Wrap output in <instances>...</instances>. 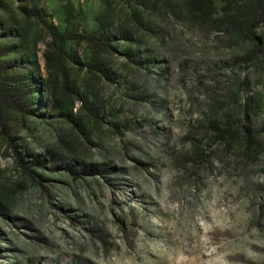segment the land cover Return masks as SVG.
<instances>
[{
  "label": "rangeland",
  "instance_id": "obj_1",
  "mask_svg": "<svg viewBox=\"0 0 264 264\" xmlns=\"http://www.w3.org/2000/svg\"><path fill=\"white\" fill-rule=\"evenodd\" d=\"M242 2L0 0V264H264V15L252 50L213 20Z\"/></svg>",
  "mask_w": 264,
  "mask_h": 264
},
{
  "label": "trees",
  "instance_id": "obj_2",
  "mask_svg": "<svg viewBox=\"0 0 264 264\" xmlns=\"http://www.w3.org/2000/svg\"><path fill=\"white\" fill-rule=\"evenodd\" d=\"M187 9L197 17L198 10L190 6V2L187 4ZM232 8H227L226 13L222 17L213 19L218 21L216 24L224 29V31L232 35L235 40L239 42H248L249 49L252 50L254 47L258 46L261 42L260 37L256 35L255 28L258 19L264 15V0H243L241 4L235 8L234 13ZM28 16H34L33 11L25 13ZM198 18V17H197ZM203 20V19H202ZM98 29L96 33L89 34L86 36H81V41L87 43L92 48L101 50V48L106 44L110 46L111 38L115 37L111 31L113 22L105 21L103 22L100 17L97 18ZM48 35L50 41H48L45 57L50 59L48 55L49 50H54L55 54L64 53V45L70 38L65 32H61L54 27L48 28ZM260 40V42L258 41Z\"/></svg>",
  "mask_w": 264,
  "mask_h": 264
}]
</instances>
